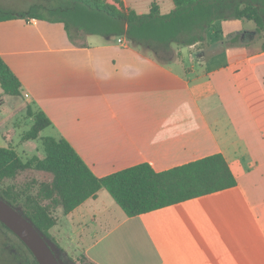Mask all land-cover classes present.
<instances>
[{
	"label": "crops",
	"instance_id": "1",
	"mask_svg": "<svg viewBox=\"0 0 264 264\" xmlns=\"http://www.w3.org/2000/svg\"><path fill=\"white\" fill-rule=\"evenodd\" d=\"M123 1L138 13L153 2L164 14L174 9L173 0L166 10L164 0ZM256 27L218 20L204 44L165 64L122 37L91 35L78 46L62 22L0 21V55L22 82L19 98L46 113L54 136L96 176L141 163L160 172L221 153L237 178L234 187L136 216L101 189L69 214L60 210L51 233L61 247L92 264H264V50ZM238 33L245 43L224 48ZM4 135L0 146L8 147Z\"/></svg>",
	"mask_w": 264,
	"mask_h": 264
},
{
	"label": "trees",
	"instance_id": "2",
	"mask_svg": "<svg viewBox=\"0 0 264 264\" xmlns=\"http://www.w3.org/2000/svg\"><path fill=\"white\" fill-rule=\"evenodd\" d=\"M113 1L33 0L26 10L0 14V21L36 18L62 22L69 38L78 46H85L91 35L122 37L168 64L181 56V48L204 44L216 21L250 20L256 23L264 50V0H173L174 9L167 14L161 12L157 2L152 3L148 13H138L123 0ZM247 39L241 33L235 34L225 41L224 48L243 44ZM0 86L10 96L23 97L21 80L1 55ZM27 114L32 125L24 139L36 140L52 121L43 110L30 104ZM42 141L43 158L24 160L13 145L0 146V197L33 223L60 262L59 251L64 249L51 233L58 222V210L69 214L88 198H95L101 189H107L128 216H136L238 183L221 153L160 172L141 163L98 177L66 138L49 135ZM27 171L48 174L50 178L20 182L19 176ZM30 252L34 264H39Z\"/></svg>",
	"mask_w": 264,
	"mask_h": 264
},
{
	"label": "rangeland",
	"instance_id": "3",
	"mask_svg": "<svg viewBox=\"0 0 264 264\" xmlns=\"http://www.w3.org/2000/svg\"><path fill=\"white\" fill-rule=\"evenodd\" d=\"M171 1L172 0H164L162 3V9L166 10L169 8V5H172ZM32 2L33 0H0V14L26 10ZM194 60H196V56L194 57ZM5 97L10 98L5 100ZM1 98L3 103H1ZM28 105L29 104L22 101L21 98L13 97L4 93L2 87L0 86V130L5 133L4 136L7 139V142L11 143L17 149L24 160L30 159L34 156L43 155L44 147L42 138L49 135L54 136L55 134L51 128H46L40 133V137L38 139H24V134L32 125V119L27 114ZM32 178L45 180L49 179L50 176L36 171H27L23 173V175L19 176L20 182H24ZM58 211L60 212V210ZM86 244L87 240L80 239L76 246L77 248L82 249V247ZM55 247L57 248L56 245ZM63 249L64 250L62 251L57 249L59 251L61 264H91L86 258L82 257V252L78 251L74 246L69 247V251L65 248ZM0 264H34V258L27 246L24 245L14 233L8 231L1 223Z\"/></svg>",
	"mask_w": 264,
	"mask_h": 264
},
{
	"label": "water",
	"instance_id": "4",
	"mask_svg": "<svg viewBox=\"0 0 264 264\" xmlns=\"http://www.w3.org/2000/svg\"><path fill=\"white\" fill-rule=\"evenodd\" d=\"M0 221L27 245L39 264H61L51 246L33 223L1 197Z\"/></svg>",
	"mask_w": 264,
	"mask_h": 264
}]
</instances>
